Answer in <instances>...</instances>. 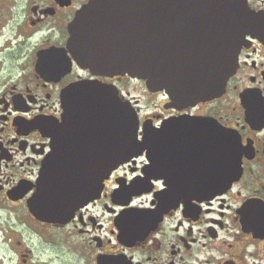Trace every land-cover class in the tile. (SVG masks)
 <instances>
[{
	"label": "flooded vegetation",
	"instance_id": "obj_1",
	"mask_svg": "<svg viewBox=\"0 0 264 264\" xmlns=\"http://www.w3.org/2000/svg\"><path fill=\"white\" fill-rule=\"evenodd\" d=\"M90 1L0 0V264H264V28L245 36L221 96L173 104L127 74L93 75L72 59L67 27ZM246 2L264 19V0ZM65 53L71 61L64 68ZM80 80L115 85L124 96L132 81L160 99L140 124L158 130L157 150L168 139L170 149L152 160L142 151L104 179L97 197L64 216L36 196L43 163H74L76 127L62 123L61 91ZM55 126L69 149L49 158L53 136L61 140ZM216 129L236 143L230 174ZM85 168L77 172L96 170ZM135 181L142 187L118 194ZM221 185L211 197L198 194Z\"/></svg>",
	"mask_w": 264,
	"mask_h": 264
},
{
	"label": "water",
	"instance_id": "obj_2",
	"mask_svg": "<svg viewBox=\"0 0 264 264\" xmlns=\"http://www.w3.org/2000/svg\"><path fill=\"white\" fill-rule=\"evenodd\" d=\"M262 21L249 10L246 0H91L69 24L67 43L78 65L95 74L127 73L144 80L150 91L164 90L173 104H191L223 92L237 67L244 36H254ZM42 62L40 57L39 64ZM63 66L67 67L66 61ZM63 96L68 123L80 127L76 147L71 149L75 151L74 163L57 160L53 170L44 163L42 190L36 197L50 199L45 205L50 209L57 206L68 216L98 196L102 180L119 164L142 150H147L152 160L157 153L169 152L170 140L160 149L164 151L156 150L159 132L145 127L138 140L136 112L104 85L74 83ZM216 131L225 143L224 166L230 174L236 143L229 131ZM94 140L103 142L104 150L107 141L113 154L99 151ZM60 147L54 140L49 158L56 156ZM92 165L96 170L77 172L79 166L92 169ZM140 187V182L135 183L131 190ZM225 187L199 188L198 194L211 197ZM170 193L179 194L180 189L173 188Z\"/></svg>",
	"mask_w": 264,
	"mask_h": 264
},
{
	"label": "rangeland",
	"instance_id": "obj_3",
	"mask_svg": "<svg viewBox=\"0 0 264 264\" xmlns=\"http://www.w3.org/2000/svg\"><path fill=\"white\" fill-rule=\"evenodd\" d=\"M57 88V87H56ZM55 88V92L56 91ZM63 89V88H62ZM127 97L131 100L133 104H137L138 108L140 109V114H149L150 111H154V106L157 105L158 99L157 97H151L150 99L146 96L145 92L142 89V86L135 82L129 83V90L127 93ZM140 132H142L140 128ZM141 139V138H140ZM44 204V201H40V205Z\"/></svg>",
	"mask_w": 264,
	"mask_h": 264
},
{
	"label": "bare ground",
	"instance_id": "obj_4",
	"mask_svg": "<svg viewBox=\"0 0 264 264\" xmlns=\"http://www.w3.org/2000/svg\"><path fill=\"white\" fill-rule=\"evenodd\" d=\"M196 54H197V55H199V52H198V50L196 51ZM56 142L58 143V141H56Z\"/></svg>",
	"mask_w": 264,
	"mask_h": 264
}]
</instances>
